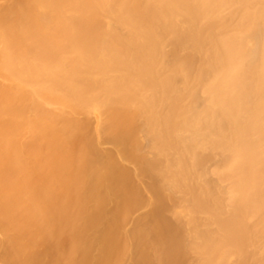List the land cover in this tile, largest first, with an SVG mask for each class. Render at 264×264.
<instances>
[{"label":"bare ground","instance_id":"obj_1","mask_svg":"<svg viewBox=\"0 0 264 264\" xmlns=\"http://www.w3.org/2000/svg\"><path fill=\"white\" fill-rule=\"evenodd\" d=\"M179 260L264 264V0H0V264Z\"/></svg>","mask_w":264,"mask_h":264},{"label":"rangeland","instance_id":"obj_2","mask_svg":"<svg viewBox=\"0 0 264 264\" xmlns=\"http://www.w3.org/2000/svg\"><path fill=\"white\" fill-rule=\"evenodd\" d=\"M140 205V204H139ZM163 234V236H165V232L164 233H162ZM167 250H169L168 248H167ZM176 264H186V262L185 261H183V260H179Z\"/></svg>","mask_w":264,"mask_h":264}]
</instances>
